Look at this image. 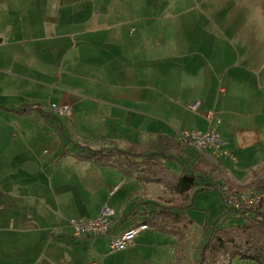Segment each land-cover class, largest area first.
<instances>
[{
  "label": "crops",
  "instance_id": "obj_1",
  "mask_svg": "<svg viewBox=\"0 0 264 264\" xmlns=\"http://www.w3.org/2000/svg\"><path fill=\"white\" fill-rule=\"evenodd\" d=\"M69 1L42 15L32 6L27 26L0 9V264H174L176 240L149 228L116 254L111 236L73 237L71 219L105 208L115 234L134 227L124 218L146 209L155 185L70 153L216 127L236 163L240 152L256 162L251 177L264 165V12L236 9L254 0ZM185 14L198 15L195 27H179ZM47 97L72 118L53 116ZM213 162L247 184L226 170L230 159Z\"/></svg>",
  "mask_w": 264,
  "mask_h": 264
},
{
  "label": "trees",
  "instance_id": "obj_2",
  "mask_svg": "<svg viewBox=\"0 0 264 264\" xmlns=\"http://www.w3.org/2000/svg\"><path fill=\"white\" fill-rule=\"evenodd\" d=\"M31 111L30 107H24L19 112ZM70 154L79 162H89L97 168H115L126 178L164 189L154 202L146 203L143 212L128 213L124 222L145 225L154 232L173 237L177 245L174 264H186L187 244L195 226L189 211L194 209L197 194L214 190L223 198V186H233L218 165L182 145L178 138L165 139L154 147L137 143L123 148L77 145ZM172 162L180 164V173L168 166ZM245 187L264 193V165L253 172L251 182ZM247 210L251 216L243 224L222 225L219 219L211 226L210 235L198 250L197 264H231L235 259L264 264V199Z\"/></svg>",
  "mask_w": 264,
  "mask_h": 264
},
{
  "label": "built area",
  "instance_id": "obj_3",
  "mask_svg": "<svg viewBox=\"0 0 264 264\" xmlns=\"http://www.w3.org/2000/svg\"><path fill=\"white\" fill-rule=\"evenodd\" d=\"M202 106L201 101L195 102L189 108L196 112ZM50 113L59 120L71 119L73 108L68 104L51 103L49 106ZM209 122L214 124V116L209 114ZM178 141L185 146H189L202 154L210 161H215L219 157H226L232 162H237L236 153L225 150L220 133L216 127H211L207 131L192 130L185 131L178 135ZM117 190V189H115ZM222 201L227 210L249 216L251 213L247 207L257 205L264 199V194L259 193L255 188H234L223 187ZM70 227L75 239L97 238L102 236H111L109 242V252L111 254L125 252L137 236L148 227L145 225L134 226L120 234H115L116 222L114 212L105 208L103 214L95 219H71Z\"/></svg>",
  "mask_w": 264,
  "mask_h": 264
},
{
  "label": "rangeland",
  "instance_id": "obj_4",
  "mask_svg": "<svg viewBox=\"0 0 264 264\" xmlns=\"http://www.w3.org/2000/svg\"><path fill=\"white\" fill-rule=\"evenodd\" d=\"M38 2H35L34 0H0V9L3 10L5 13H10V11H15V16L20 17V22L22 21L23 26H27L29 21H31L29 17V12L32 10V6L38 4V9L42 14H44L45 11V5L48 4L50 8L53 5H59L61 0H37ZM73 2V0H70L69 3ZM172 6H174V2L170 3ZM80 5V4H79ZM77 5H69L68 10L72 11L74 7L76 8ZM243 7V8H241ZM236 9L240 10H260L264 12V0H254L253 2H250L248 4L243 3V5L236 7ZM172 14H170L171 16ZM37 16V15H36ZM39 18V17H38ZM36 19V18H34ZM198 20V15L197 14H185L184 16L178 18V23L179 27H182L183 25L185 26H191L195 27L197 25L196 21ZM205 21V19H204ZM220 23V17L217 20ZM173 23L177 26V18L173 19ZM50 97H47L45 100L46 105H50L49 101ZM55 101V100H54ZM199 128H202L199 123H197ZM243 157L244 154L242 152L239 153L238 155V163H232V162H226L225 168L229 173L234 174L235 170L238 171L236 172L237 176L236 178L239 181L242 182H247L245 185H237L233 183V186L229 185H224L223 187H227L229 189H234V188H244L246 185H248L251 182L252 176H247L249 175V170L252 167V165L256 164V162H251L249 161L248 163L243 162ZM251 157V156H250ZM168 166L175 171H179L180 169V164L177 162H172L168 163ZM247 175V176H246ZM246 176V177H245ZM202 187V185L199 186V189ZM163 190L162 187H151L147 190V199L149 200L148 203L154 202L156 198L160 195L163 194L161 192ZM223 190V188H222ZM258 191V190H257ZM259 193L264 194L261 191H258ZM223 196V193H222ZM153 207V206H152ZM191 217L194 219L196 222L195 226L193 227L196 228L192 230V234H190V238L187 244V249H186V259L185 263L186 264H197V253L199 248L202 246L204 241H206V238L208 236V233H210L211 226L221 219V224L222 225H235V224H243L246 222V217L249 216L246 215H237L236 213H233L231 211H228L227 208L225 207L222 198L220 194L214 190H208L205 192H201L197 194L195 197L194 201V209L190 211ZM204 226V229L201 231V229ZM198 227V228H197ZM191 239V240H190ZM224 264H227L224 263ZM231 264H254L252 262H245L241 261L238 259H235L232 261Z\"/></svg>",
  "mask_w": 264,
  "mask_h": 264
}]
</instances>
